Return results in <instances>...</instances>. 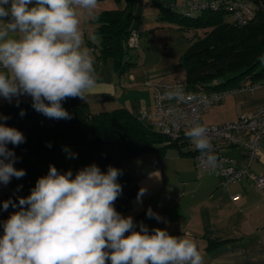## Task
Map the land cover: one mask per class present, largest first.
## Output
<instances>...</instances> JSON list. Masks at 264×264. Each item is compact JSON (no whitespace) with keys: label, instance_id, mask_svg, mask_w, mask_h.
Segmentation results:
<instances>
[{"label":"clouds","instance_id":"9594fccd","mask_svg":"<svg viewBox=\"0 0 264 264\" xmlns=\"http://www.w3.org/2000/svg\"><path fill=\"white\" fill-rule=\"evenodd\" d=\"M96 8L97 0H0V97L9 103L16 98L19 106V97L29 96L32 108L45 117L71 119L62 102L87 103L97 86L94 57L81 30V15L95 18ZM258 59L264 64V55ZM7 119L0 115V183L5 185L26 175L14 167L15 153L7 147L24 143L25 136L7 126ZM185 136L214 169L217 157L206 126L192 123ZM121 175L118 168L102 172L92 164L73 177L49 165L30 195L19 198V210L3 221L0 264H204L194 240L166 229L150 232L142 222L137 231L133 218L115 209ZM144 194L141 188L137 201ZM10 205L17 208L9 199L3 210ZM147 215L161 219L151 208Z\"/></svg>","mask_w":264,"mask_h":264},{"label":"trees","instance_id":"16d2710c","mask_svg":"<svg viewBox=\"0 0 264 264\" xmlns=\"http://www.w3.org/2000/svg\"><path fill=\"white\" fill-rule=\"evenodd\" d=\"M123 1L122 8L101 11L94 18L100 60L110 57L115 69L121 71L130 63L128 59L123 61L129 49L126 38L131 28H137L142 14L137 0ZM149 3L163 8L158 1ZM169 11V15L163 16L178 20L181 27L206 28L182 54L183 72L190 89H226L246 74L255 80L264 78V64L258 59L264 55V11L242 26L231 24L219 12L201 11L193 17ZM31 104V97L27 96L19 98V106L16 98L11 103L7 100L0 103V115L8 117L4 123L25 136L24 143L7 147L15 153L14 167L26 172L20 179L11 178L7 184L11 191L0 190V235L3 234L2 216L7 220L8 209L13 208L10 205L3 210V202L11 199L19 208V198L30 195L38 178L47 175L49 165L61 173L71 171L73 177L92 164L102 172H107L109 166L120 169L122 175L118 182L122 185V194L114 204L120 212L131 207L132 198L139 192L136 180L122 162L145 150L156 149L161 153L177 144L123 106L91 112L86 104L69 98L62 106L72 118L57 120L38 113ZM21 109L26 113L24 116L19 114ZM136 218L138 228L141 222L148 227L152 219L145 211Z\"/></svg>","mask_w":264,"mask_h":264},{"label":"crops","instance_id":"0c3cea01","mask_svg":"<svg viewBox=\"0 0 264 264\" xmlns=\"http://www.w3.org/2000/svg\"><path fill=\"white\" fill-rule=\"evenodd\" d=\"M85 14L81 17L83 23ZM85 31L83 27L84 38ZM92 33L97 35L94 27ZM84 42L85 46L92 43L90 49L93 50L94 43L90 39L85 38ZM94 67L98 79L89 102L76 98L91 112L120 106L135 114L154 110L153 90L144 82L165 78L164 74L154 75L156 72L151 69L137 74L129 70L133 65L121 71L115 69L113 62L100 59ZM178 71L170 75L177 76L183 72ZM259 89L227 96L222 102L204 109L201 122L220 124L236 119L241 112L256 109L264 103V88ZM4 101L0 97V103ZM176 143L161 153L156 149L145 150L122 162L136 180L139 191L143 188L145 194L140 201L135 195L131 207L119 213L131 216L139 231L137 214L151 208L161 219L152 217L149 231L166 229L170 235L194 240L204 264H264V187L258 189L249 179L243 178L224 189L219 184L217 173L195 166L193 156L196 148L189 138L182 137ZM172 148L176 149L175 153L168 152ZM260 150L259 157L250 163V170L264 175V137L261 138ZM227 153L240 159V151L236 148L227 149ZM154 159L158 162L156 167L153 166ZM18 210L10 208L7 212L10 215Z\"/></svg>","mask_w":264,"mask_h":264},{"label":"built area","instance_id":"2783aa9c","mask_svg":"<svg viewBox=\"0 0 264 264\" xmlns=\"http://www.w3.org/2000/svg\"><path fill=\"white\" fill-rule=\"evenodd\" d=\"M155 1L160 2L163 8L184 16H193L199 11L224 13L225 19L236 26L248 23L258 12L264 11V0H185L181 3L170 0ZM138 43V29L131 28L126 44L129 48H137ZM144 83L153 90L154 110L150 113L142 110L138 114L140 119L147 118L155 131L167 136L171 141L187 138L185 131L192 123L203 124L208 130L217 164L214 169H210L204 162V156L196 149L193 156L195 166L204 171L217 173L219 184L224 189H228L232 183L243 178L249 179L258 189L264 187V175L250 170V163L261 153L260 142L264 137V103L252 111L241 112L231 121L220 124L201 122L204 109L222 102L229 95L264 88V78L255 80L249 77L234 86L219 90L190 89L184 72L174 78H156L145 80ZM171 92H179V96L169 95ZM229 148L238 149L240 159L228 154ZM153 166H158L156 159L153 160Z\"/></svg>","mask_w":264,"mask_h":264},{"label":"rangeland","instance_id":"374dc122","mask_svg":"<svg viewBox=\"0 0 264 264\" xmlns=\"http://www.w3.org/2000/svg\"><path fill=\"white\" fill-rule=\"evenodd\" d=\"M170 1L181 3L185 0ZM124 4L125 2L123 0H97V8L95 11H97L98 14L104 10L122 8ZM136 4L139 6L142 12L141 18L137 25L139 43L137 48L128 49L123 61L128 59L130 63L126 65L127 68L129 69L130 66L133 65V69L130 68L129 70H132V72H136L137 74H141L144 69H151L152 72H156L154 75L161 73L160 75L164 74L165 76L163 77L165 78L176 77L170 74L178 70L182 71L184 69L182 54L198 36L203 34L206 28L203 26L181 27L178 20L171 21L163 16L169 15V10L161 8L157 4L149 3L148 0H137ZM200 12L201 11L195 12L193 17L197 16ZM83 15L84 13L81 15V17H83ZM219 15H222L224 18L226 17V14L224 13ZM84 17L86 19L84 23L81 22V30L83 27H85V38L90 39L94 44H96L93 50L90 49L92 46H90L88 43H86V47L91 50L94 61L97 63L100 59L99 39L97 35L92 33V29L95 25L94 18L92 16H88L87 14H85ZM91 37H95V39L93 40ZM105 61L111 63L113 62L110 57H107ZM127 68L125 70H127ZM165 73L169 75H166ZM125 76H127V72ZM249 77V74L242 76L240 78V82L247 80ZM144 121L149 122L147 118H145ZM168 152L175 153L176 149L172 148ZM0 190L11 191L8 185L3 183H0Z\"/></svg>","mask_w":264,"mask_h":264}]
</instances>
